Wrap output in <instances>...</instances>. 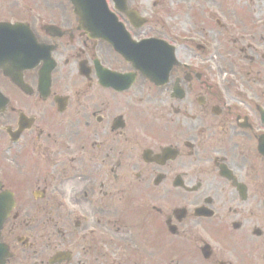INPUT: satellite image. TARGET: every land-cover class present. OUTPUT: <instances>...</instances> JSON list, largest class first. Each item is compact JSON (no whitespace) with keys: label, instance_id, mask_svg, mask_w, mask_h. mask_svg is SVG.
I'll return each mask as SVG.
<instances>
[{"label":"flooded vegetation","instance_id":"1","mask_svg":"<svg viewBox=\"0 0 264 264\" xmlns=\"http://www.w3.org/2000/svg\"><path fill=\"white\" fill-rule=\"evenodd\" d=\"M107 2L131 42L167 43L165 86L81 32L69 0H0V63L25 85L0 69L4 264H104L128 240L139 264H160V240L170 264H264V0H173L181 28L127 0L139 29Z\"/></svg>","mask_w":264,"mask_h":264},{"label":"rangeland","instance_id":"2","mask_svg":"<svg viewBox=\"0 0 264 264\" xmlns=\"http://www.w3.org/2000/svg\"><path fill=\"white\" fill-rule=\"evenodd\" d=\"M139 4V8H141V10H143L145 12V15H147L149 18L152 17V19L154 17L160 18L161 21V25L165 26V21L166 19L170 22V16L172 14L175 15H179V12L176 9V6L173 5V0H136V4ZM154 3H158V6L155 7L153 6ZM172 24V26H174L175 24L179 23L180 24V28L181 27H185V20L182 18L180 20V22H170ZM96 93H100L102 95L103 98L107 99L109 101V103L111 101H114V103H116V105H121V109L127 105L129 106H135L134 101L136 100V97H132L131 99L125 100V98L122 99H111L107 96V94L99 92L98 90L96 91ZM154 103V102H153ZM151 103V106L152 104ZM150 106V107H151ZM151 114V113H150ZM153 119H155L157 121V116L152 115L151 116ZM143 119V118H142ZM13 167V166H12ZM15 174H16V169H15ZM19 176V175H18ZM33 176V177H32ZM38 177H40V175H37ZM35 175H26L25 177H27L29 179V182L31 181V177L33 179V182H36V177ZM22 178V176H20ZM32 182V184H34ZM36 186H39V184H37ZM35 186H32L30 189H28V195L30 198H28L26 200V203L24 205H22L20 209H24V208H28L29 209V215L30 216H35L37 215L36 209L39 208L40 206V202L36 201L35 199H32V191L35 190ZM162 206V204H161ZM129 241V242H128ZM127 242L125 241V245L127 246L124 250L122 255L116 256L113 254H108L106 256L105 259V263L104 264H139L138 262V258L135 257H131L130 252L133 250L137 249V245L135 243V241L133 240V242H131L130 240H128ZM162 241V240H161ZM132 243V245H131ZM168 247H166L165 245L160 243V255H161V263L160 264H170V262H168V256L166 255V252L168 254H170V252H168L169 249H167ZM150 261L148 262H144V260L142 261V264H153L152 259L149 258Z\"/></svg>","mask_w":264,"mask_h":264},{"label":"water","instance_id":"3","mask_svg":"<svg viewBox=\"0 0 264 264\" xmlns=\"http://www.w3.org/2000/svg\"><path fill=\"white\" fill-rule=\"evenodd\" d=\"M74 1V3H75V6H76V13L80 16V18H81V20L82 19H84V14L82 13V6H83V3H82V1L83 0H73ZM99 2H100V0H98ZM103 6H102V4L101 3H98L96 6H95V8H97V9H100V8H102ZM86 8H88V7H86ZM83 21V20H82ZM100 21H97V23H99ZM95 31V30H94ZM96 31L97 32H103L102 31V29H100V28H97L96 29Z\"/></svg>","mask_w":264,"mask_h":264}]
</instances>
